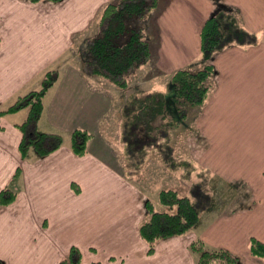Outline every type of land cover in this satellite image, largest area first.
Masks as SVG:
<instances>
[{"label":"crops","instance_id":"obj_1","mask_svg":"<svg viewBox=\"0 0 264 264\" xmlns=\"http://www.w3.org/2000/svg\"><path fill=\"white\" fill-rule=\"evenodd\" d=\"M109 1L0 0V109L56 69L38 125L63 137L56 150L22 158L17 125L27 108L0 115V189L16 192L0 204L1 264H59L71 246L80 250L82 264H195L189 243L197 238L207 248L227 249L236 264H264L249 250L251 238L264 242V0H160L136 20L151 57L128 88L166 97L174 70L199 65L208 16L230 11L257 36L255 43L212 55L213 87L179 127L191 132L184 138L190 160L214 176L222 201L211 198L195 226L157 241L152 253L139 233L150 193L124 173L119 124L125 89L87 73L80 55ZM75 129L91 134L81 155L70 146Z\"/></svg>","mask_w":264,"mask_h":264},{"label":"trees","instance_id":"obj_2","mask_svg":"<svg viewBox=\"0 0 264 264\" xmlns=\"http://www.w3.org/2000/svg\"><path fill=\"white\" fill-rule=\"evenodd\" d=\"M159 4L160 0H116L106 3L98 16L97 32L86 38L80 49L85 71L118 88L127 89L129 75L145 65L151 57L150 43L136 20L146 16ZM256 41L257 36L246 30L234 13L220 10L208 16L201 27L199 65L180 67L172 72L169 96L166 97L161 91L129 93L121 105L119 129L127 177L132 176L154 150L172 170L189 164L174 158L170 140L173 132L189 118L190 112L204 103L213 87L212 55L229 45H249ZM57 75L56 69L47 70L38 88L17 96L5 109H0V115H3L27 108L25 118L17 125L21 131L18 151L22 158L31 153L35 157L44 156L63 143L60 134L42 130L38 125L44 95ZM171 110H175L176 115H169ZM90 137L88 131L75 129L70 136L73 152L83 154ZM18 173L19 168L14 175ZM207 188L203 181L193 183L185 194L173 188H162L157 193L161 207H157L153 199H146V217L139 225V233L147 243L148 253L154 251L158 240L184 234L197 224L201 213L211 203V193ZM15 196V190L4 186L0 189V204H9ZM189 248L197 254L195 264L237 263V257L227 249L207 248L199 238L192 240ZM249 250L251 254L264 258V242L251 238ZM59 264H82L80 250L71 246Z\"/></svg>","mask_w":264,"mask_h":264},{"label":"rangeland","instance_id":"obj_3","mask_svg":"<svg viewBox=\"0 0 264 264\" xmlns=\"http://www.w3.org/2000/svg\"><path fill=\"white\" fill-rule=\"evenodd\" d=\"M111 1H116V0H111ZM158 7H160V4ZM156 8H154V9H156ZM154 9H152L151 11H153ZM97 20H98V17H97ZM89 31H91L90 33H93L94 31H96L95 26H91ZM93 35H94V33L90 36H93ZM134 73L135 72H133L129 75L128 82L130 81L131 78H133L131 76H133ZM104 82H105L104 84H106V85H108L110 83L107 80H105ZM110 84H112V83H110ZM129 93H131V88L125 89L123 100H125L127 98ZM201 107L202 106L197 107L196 109H198V108L201 109ZM20 112H22V114L24 112L23 115H26L27 109L22 110ZM192 113H194V112L191 111L190 115ZM172 114L176 115L175 110L174 111L171 110L169 112V115H172ZM180 126H182V124ZM114 129H116L115 124L112 125L110 123L109 132H111V134H113L112 131H114ZM119 129H120V124H119ZM190 133L191 132L189 130L188 131H185V130L182 131L181 129H177L173 132V134L171 136V140H170V144L174 148V150H173L174 158L177 161L183 160V161L188 162L189 164H185V165L182 164L178 167V169L172 170L166 166V164L161 160L160 154L154 150L147 155L146 160L143 162V164H141V166L133 173V175L130 176L131 179L133 181H135V183L137 185L143 186L146 190H148V193H150L151 198L157 199V195L155 192L159 189H162V188H173L176 191H178L179 193L185 194V193H187L188 188L193 183L198 182V181H203V183H205L206 187H208L207 189H209V191L211 193V198H213L217 203L222 201V195L224 194V192L213 190V187L215 188L218 186V182L214 181V176H211L210 172L208 170L197 167L190 160L191 159V157H190L191 153L188 151L186 142L184 140L186 134H190ZM121 145H122V143L120 144V146ZM212 182H214V183H212ZM217 264H219V263H217Z\"/></svg>","mask_w":264,"mask_h":264}]
</instances>
